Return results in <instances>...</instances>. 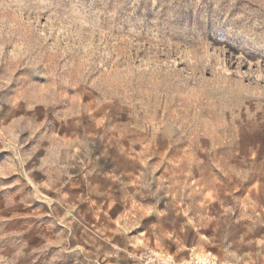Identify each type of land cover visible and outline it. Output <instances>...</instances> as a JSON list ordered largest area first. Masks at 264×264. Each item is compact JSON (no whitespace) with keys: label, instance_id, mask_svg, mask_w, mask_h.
I'll return each mask as SVG.
<instances>
[{"label":"rangeland","instance_id":"1","mask_svg":"<svg viewBox=\"0 0 264 264\" xmlns=\"http://www.w3.org/2000/svg\"><path fill=\"white\" fill-rule=\"evenodd\" d=\"M124 152L151 236L127 258L85 205L117 199ZM236 153L264 155V0H0V264H188L231 226L167 221L166 155L213 185Z\"/></svg>","mask_w":264,"mask_h":264},{"label":"crops","instance_id":"2","mask_svg":"<svg viewBox=\"0 0 264 264\" xmlns=\"http://www.w3.org/2000/svg\"><path fill=\"white\" fill-rule=\"evenodd\" d=\"M124 153L122 157L125 165L118 172L128 180L119 184L117 199L115 195H110L109 189L101 187V191H97L98 188L94 190L101 196L92 195L93 201L85 205L90 208L91 216L100 215L105 220L101 224L91 223L102 233L103 250L107 254L113 251V254L127 258L129 252L135 253L144 248L143 245L149 244L151 236L148 233L141 235L140 231L132 232L131 226L139 223L142 210L132 197V193L141 191L136 178L142 176V170L136 169L135 163L142 156L138 152ZM173 157L166 155L168 162L160 177L165 179V192L170 199L169 207H166L167 221H172L173 209L177 208L181 209L182 215L188 212L187 216H182L184 225H229V234L221 238L219 243L207 246L206 251L214 254L216 264L219 259L222 264H264V155L232 154L229 160V183L221 180L213 185L206 184L198 173L191 175L181 170L174 164ZM109 167L105 169L106 174L104 170L99 172L104 173L102 176L107 178V182L111 179ZM154 176L157 178L158 175ZM75 187H79V184L75 183ZM176 235L179 240L186 239L183 234ZM175 239L173 228L167 229V249L178 251V248L175 249ZM186 248L179 250L180 255H190L188 243ZM173 255L179 260L183 259Z\"/></svg>","mask_w":264,"mask_h":264},{"label":"built area","instance_id":"3","mask_svg":"<svg viewBox=\"0 0 264 264\" xmlns=\"http://www.w3.org/2000/svg\"><path fill=\"white\" fill-rule=\"evenodd\" d=\"M139 255L145 264H180L173 256L161 254L150 249L140 252ZM188 264H216V258L213 253L206 252L193 256L188 260Z\"/></svg>","mask_w":264,"mask_h":264}]
</instances>
